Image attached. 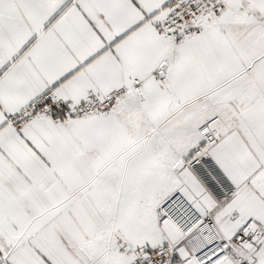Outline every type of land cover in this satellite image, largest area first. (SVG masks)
<instances>
[{
    "label": "snow or ice",
    "instance_id": "1",
    "mask_svg": "<svg viewBox=\"0 0 264 264\" xmlns=\"http://www.w3.org/2000/svg\"><path fill=\"white\" fill-rule=\"evenodd\" d=\"M0 264H264V0H0Z\"/></svg>",
    "mask_w": 264,
    "mask_h": 264
}]
</instances>
